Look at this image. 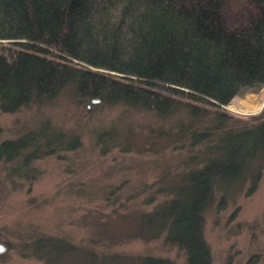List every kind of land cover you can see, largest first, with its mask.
Here are the masks:
<instances>
[{
    "label": "trees",
    "instance_id": "obj_1",
    "mask_svg": "<svg viewBox=\"0 0 264 264\" xmlns=\"http://www.w3.org/2000/svg\"><path fill=\"white\" fill-rule=\"evenodd\" d=\"M0 110L14 112L70 89L82 102L122 104L158 116L184 110L188 138L208 142L207 157L188 169L173 196L145 214L140 227L165 233L184 264H211L203 235L206 207L236 188L251 194L264 160V106L236 124L220 110L244 90L264 86V0H0ZM6 51V52H5ZM207 106L215 115L203 122ZM78 137L46 125L0 142V162L27 167ZM43 264H104L77 255L69 241L39 236ZM93 255V256H92ZM262 254L250 256L255 264ZM137 264H176L140 256ZM67 260V261H66Z\"/></svg>",
    "mask_w": 264,
    "mask_h": 264
},
{
    "label": "rangeland",
    "instance_id": "obj_2",
    "mask_svg": "<svg viewBox=\"0 0 264 264\" xmlns=\"http://www.w3.org/2000/svg\"><path fill=\"white\" fill-rule=\"evenodd\" d=\"M248 103L261 105L238 111ZM263 106L264 86L240 92L220 110L243 125ZM203 113L208 122L215 109L207 106ZM191 123L183 109L158 116L122 104L82 102L69 88L43 103L0 110V142L44 125L80 141L25 168L20 158L0 162V264H43L33 247L39 236L69 241L77 252L69 261L92 252L104 264H137L145 255L184 264L183 250L166 243L164 232L143 230L140 220L173 196L188 169L205 161L209 143H191ZM246 186L231 190L223 204L216 192L204 210L211 264H246L264 251V160L247 196ZM255 264H264V256Z\"/></svg>",
    "mask_w": 264,
    "mask_h": 264
},
{
    "label": "bare ground",
    "instance_id": "obj_3",
    "mask_svg": "<svg viewBox=\"0 0 264 264\" xmlns=\"http://www.w3.org/2000/svg\"><path fill=\"white\" fill-rule=\"evenodd\" d=\"M261 103L258 104V105H254V104H245L243 105V107L241 108H238V111H241V112H250L252 110H255V109H258L260 107Z\"/></svg>",
    "mask_w": 264,
    "mask_h": 264
},
{
    "label": "water",
    "instance_id": "obj_4",
    "mask_svg": "<svg viewBox=\"0 0 264 264\" xmlns=\"http://www.w3.org/2000/svg\"><path fill=\"white\" fill-rule=\"evenodd\" d=\"M3 249V247L0 245V250H2Z\"/></svg>",
    "mask_w": 264,
    "mask_h": 264
}]
</instances>
